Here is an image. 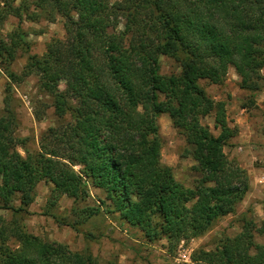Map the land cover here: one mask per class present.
<instances>
[{
    "label": "trees",
    "instance_id": "obj_1",
    "mask_svg": "<svg viewBox=\"0 0 264 264\" xmlns=\"http://www.w3.org/2000/svg\"><path fill=\"white\" fill-rule=\"evenodd\" d=\"M16 1L0 0V74L7 78L0 209L10 214L0 219V264H120L27 230L24 219L41 182L49 185L42 215L56 223L79 232L94 216L116 214L148 244L164 240L169 254L235 212L250 188L246 171L224 152L238 130L228 122L225 102L204 84H222L233 68L254 104L264 86V0ZM9 16L18 24L4 34ZM58 17L63 38H51L41 55L28 54L16 72L17 52L28 49L21 24ZM162 60L174 70L163 72ZM28 76L48 100L40 108L33 103L35 119L47 107L56 118L33 146L17 134L14 107V86ZM161 114L195 163L199 176L191 186L161 163ZM208 117L217 134L203 122ZM91 188L100 193L96 206L85 204ZM64 196L72 205L60 213ZM239 222L235 235L193 250L182 264H264V208L259 223L246 213Z\"/></svg>",
    "mask_w": 264,
    "mask_h": 264
},
{
    "label": "rangeland",
    "instance_id": "obj_2",
    "mask_svg": "<svg viewBox=\"0 0 264 264\" xmlns=\"http://www.w3.org/2000/svg\"><path fill=\"white\" fill-rule=\"evenodd\" d=\"M17 24L18 20L9 16L2 32L9 33ZM21 26L26 32L28 49L17 52L12 65L16 72L21 71L28 54L41 55L51 38L64 36L63 20L60 17L53 23L44 20L25 21ZM174 66L172 61L162 60L163 72L174 70ZM261 74L264 76V68ZM6 82V76L0 74V109ZM239 82L240 79L234 69L229 68L222 84H204L206 92L212 98L225 102L228 122L238 130L237 135L224 147V152L229 159L234 160L246 171L250 184L249 191L237 205L235 212L220 218L206 234L188 243L180 242L175 253L169 254L164 248V240L148 244L138 228L118 220L116 214L94 216L81 227V231L77 232L69 226L56 223L51 217L42 215L49 194V185L44 182L38 184L35 200L29 208L31 214L24 219L27 230L43 239L64 243L72 250L87 249L100 262L115 257L120 264H182L190 260L182 261L181 254L184 252L181 251L180 245L186 249L189 256L198 248L212 249L219 238L224 235L233 236L240 230L239 218L243 213L259 223L263 218L264 208V86L254 97V104L250 105L249 93L239 87ZM14 93L17 98L14 107L19 118L17 134L28 138L30 146H33L42 131L55 125L56 118L52 107H47L44 109L42 119H35L33 103L37 102L36 107L40 108L41 100H47V97L39 94L34 76H28L14 86ZM157 122L161 139V163L172 168L178 181L191 186L199 174L193 169L195 163L186 152L182 136L172 126L166 114L159 115ZM203 122L213 134H217L211 117L204 119ZM19 151L23 153L21 149ZM99 195L97 190L91 188L85 204L96 206ZM71 205L72 200L64 196L58 203V211L64 213ZM247 210L249 211L246 212ZM0 219H10L9 212L0 209ZM256 241H261V237L257 236Z\"/></svg>",
    "mask_w": 264,
    "mask_h": 264
},
{
    "label": "built area",
    "instance_id": "obj_3",
    "mask_svg": "<svg viewBox=\"0 0 264 264\" xmlns=\"http://www.w3.org/2000/svg\"><path fill=\"white\" fill-rule=\"evenodd\" d=\"M181 247V251H183L184 253L181 254L182 256V261L183 262H188L190 260V256L189 254L186 252V249L185 248H182V245H180Z\"/></svg>",
    "mask_w": 264,
    "mask_h": 264
}]
</instances>
